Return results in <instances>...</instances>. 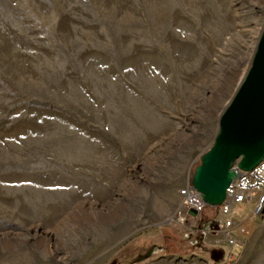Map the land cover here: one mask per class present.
<instances>
[{
  "label": "rangeland",
  "instance_id": "1",
  "mask_svg": "<svg viewBox=\"0 0 264 264\" xmlns=\"http://www.w3.org/2000/svg\"><path fill=\"white\" fill-rule=\"evenodd\" d=\"M263 28L264 0H0V264H224L179 193Z\"/></svg>",
  "mask_w": 264,
  "mask_h": 264
},
{
  "label": "water",
  "instance_id": "2",
  "mask_svg": "<svg viewBox=\"0 0 264 264\" xmlns=\"http://www.w3.org/2000/svg\"><path fill=\"white\" fill-rule=\"evenodd\" d=\"M263 160L264 28L247 74L220 117L214 144L194 170L191 186L208 207L218 208L236 177L234 167L247 172ZM188 214L198 217L194 210Z\"/></svg>",
  "mask_w": 264,
  "mask_h": 264
},
{
  "label": "built area",
  "instance_id": "3",
  "mask_svg": "<svg viewBox=\"0 0 264 264\" xmlns=\"http://www.w3.org/2000/svg\"><path fill=\"white\" fill-rule=\"evenodd\" d=\"M236 177L226 191V199L218 208L208 207L192 186L181 190L179 195L187 211L194 210L198 217L208 209L217 210V217L211 220L206 229L212 231L214 237L221 235L224 246L229 250L224 264H233L237 257L232 249L241 243L239 237L245 234L243 222L255 220L264 215V160L251 171H240L234 167ZM188 215L191 220H196ZM214 230V231H213ZM219 241L216 242V245Z\"/></svg>",
  "mask_w": 264,
  "mask_h": 264
},
{
  "label": "crops",
  "instance_id": "4",
  "mask_svg": "<svg viewBox=\"0 0 264 264\" xmlns=\"http://www.w3.org/2000/svg\"><path fill=\"white\" fill-rule=\"evenodd\" d=\"M235 248V247H234ZM236 248H239V247H236ZM233 250V249H232Z\"/></svg>",
  "mask_w": 264,
  "mask_h": 264
}]
</instances>
